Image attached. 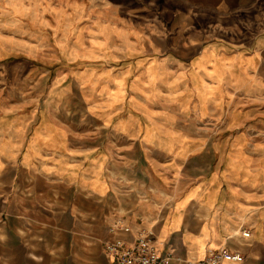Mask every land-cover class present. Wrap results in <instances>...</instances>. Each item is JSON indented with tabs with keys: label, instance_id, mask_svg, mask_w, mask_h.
<instances>
[{
	"label": "crops",
	"instance_id": "obj_1",
	"mask_svg": "<svg viewBox=\"0 0 264 264\" xmlns=\"http://www.w3.org/2000/svg\"><path fill=\"white\" fill-rule=\"evenodd\" d=\"M9 1L0 264H110L117 217L172 264L212 249L264 264V0H174L169 16L154 0L158 25L151 0L77 1L57 47L25 38Z\"/></svg>",
	"mask_w": 264,
	"mask_h": 264
},
{
	"label": "rangeland",
	"instance_id": "obj_2",
	"mask_svg": "<svg viewBox=\"0 0 264 264\" xmlns=\"http://www.w3.org/2000/svg\"><path fill=\"white\" fill-rule=\"evenodd\" d=\"M77 1L88 3V5L79 6L80 8L84 7L87 9V11L84 12L92 13L95 12V8L101 9L102 7L104 12L106 11L107 13H110L111 8L115 10L119 9L116 2H125L126 0H10L7 5V13L11 16L17 14L22 17L23 34L25 38L30 40V42L32 40L38 42L49 40V43H51L53 47H57L62 44L63 38L61 35L63 29L68 28V26H64L69 23V19H71L75 12H77L73 9L77 7V5L70 6L69 3L73 4V2ZM151 1L154 3L151 5L150 14L155 19L152 23L158 25V10L159 8H162V4L159 5L158 1ZM166 1L169 16V12L173 11L175 4L174 0ZM95 2L99 4L96 5ZM101 3H103V5H101ZM120 6L124 8L127 7L126 4H120ZM79 12L83 13V11ZM76 16H78L77 13L75 17ZM12 19L13 18L11 17L8 21H11ZM170 19L171 18H169L167 22L168 27H174V21Z\"/></svg>",
	"mask_w": 264,
	"mask_h": 264
},
{
	"label": "built area",
	"instance_id": "obj_3",
	"mask_svg": "<svg viewBox=\"0 0 264 264\" xmlns=\"http://www.w3.org/2000/svg\"><path fill=\"white\" fill-rule=\"evenodd\" d=\"M108 229L112 238L105 241L103 250L110 264H172L173 253L159 250L152 231L139 230L131 242L125 235L131 233L132 228L122 217H117ZM242 235L249 236L250 232L243 230ZM243 260L239 251L212 249L204 258L187 260V264H225Z\"/></svg>",
	"mask_w": 264,
	"mask_h": 264
}]
</instances>
